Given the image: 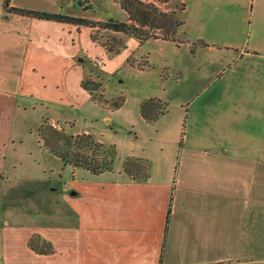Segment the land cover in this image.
<instances>
[{
  "label": "crops",
  "instance_id": "0c3cea01",
  "mask_svg": "<svg viewBox=\"0 0 264 264\" xmlns=\"http://www.w3.org/2000/svg\"><path fill=\"white\" fill-rule=\"evenodd\" d=\"M72 1L11 0L10 5L67 14L71 8L64 6ZM74 1L79 9L103 3ZM182 1L187 13V105L176 111L186 119L182 135L167 138L168 106L153 122L139 106L142 120L157 131L158 137L150 138L159 154L155 158L143 149L126 159L144 161L145 177L94 173L59 159L61 180L50 190L61 201V213L53 218L42 209L49 191L41 189L44 182L31 189L35 179L27 167L38 160L30 163L22 156L25 139L19 131L27 127L18 121L20 108L38 99L60 107L83 94L77 88L79 72L73 74V89L66 83L73 76H62L60 99L47 97L43 81L49 76V60L65 53L78 35L72 34L75 27L56 20L7 12L0 0L3 264H264V0ZM170 142L177 145L174 154L166 150L175 149ZM67 168L69 177L64 175ZM35 192L41 197L33 212ZM17 193L27 196L19 207ZM17 211L20 219L14 216ZM35 235L51 252L31 246Z\"/></svg>",
  "mask_w": 264,
  "mask_h": 264
},
{
  "label": "rangeland",
  "instance_id": "374dc122",
  "mask_svg": "<svg viewBox=\"0 0 264 264\" xmlns=\"http://www.w3.org/2000/svg\"><path fill=\"white\" fill-rule=\"evenodd\" d=\"M107 2L103 0L102 4H93V6L88 4L79 9L73 0L71 5L64 7L71 8L72 13H67L68 15L86 17L102 23L110 19L130 21L128 13L118 2L115 0H111L109 4ZM181 2L183 1L171 0L167 4H158L163 10L171 11ZM186 14L183 13L181 16L185 19ZM61 23L65 27H75V32L72 34L76 33L78 36L71 38L70 47L67 48L72 52V61L66 48L65 53H59L55 59L49 60L47 70L49 76L47 80H43L48 84L47 97L60 99L61 93L65 91L59 89L58 84H62L60 79L66 72L73 76L66 81L68 87L72 89L75 87L73 74L79 72L78 87H76L83 94L73 97V102L65 100L67 104H61L60 107L54 102L38 99L34 105H29L25 109L20 108L22 113L20 120L18 119L21 127H27L19 131L25 139L24 152L21 154L30 163L34 159L38 160L35 162L36 165L30 166L28 163L30 167H27L32 171L31 178L35 179L31 189L33 191L38 182H44L40 185L41 189L46 191L49 189V191L48 198H45L46 207L42 209L53 218L61 213L58 210L61 201L55 197V191L50 189L56 187V181L61 180L58 172L62 167V161L43 144L39 134V128L43 124H52L66 134L92 135L94 141L100 143V148L105 151L103 153L97 149V152L110 160L111 170L106 171H114L121 177L139 179L145 177L147 164L136 157L126 158L129 155L142 154L143 149H147V152L156 158L159 151L158 146L156 151L153 150L156 141L151 140L150 136L158 137V135L153 126L142 120L139 111L141 102L150 97L163 98L161 101L171 111L168 116L171 120L167 135L169 140L182 135L186 119L182 121L178 118L180 111H176L177 106L187 105V41L177 44L170 40L150 38L140 42L130 33L113 31L101 25L91 27ZM184 27L185 24L179 29L180 38L185 36ZM89 39L92 44L90 48L86 45ZM87 130L89 132H86ZM169 145L175 146V149L169 150L167 147L166 150L174 154L177 145L172 142ZM96 157L100 156L96 155ZM122 163L123 167H121ZM126 163L130 174L125 170ZM122 170L126 173L122 174ZM64 175L71 176V169L67 168ZM155 176L158 177L157 174ZM14 177L17 179V174ZM32 196L33 192L30 197ZM16 197L19 202L16 206L19 207L27 196L21 197L20 193H17ZM34 197L33 207L31 205L33 212L38 210L39 204L36 207V202L40 203L41 195L35 192ZM2 209L3 206L0 208V216ZM14 216L20 219L18 211ZM34 243L39 247H45L39 240L35 239ZM0 260L3 264V258Z\"/></svg>",
  "mask_w": 264,
  "mask_h": 264
},
{
  "label": "trees",
  "instance_id": "16d2710c",
  "mask_svg": "<svg viewBox=\"0 0 264 264\" xmlns=\"http://www.w3.org/2000/svg\"><path fill=\"white\" fill-rule=\"evenodd\" d=\"M115 1L128 13L130 21L110 19L102 23L86 17L72 16L64 13L13 7L10 5L11 0H4V8L7 12L39 19L56 20L91 27L101 25L113 31L130 33L140 42H144L150 38H161L176 42L177 44L187 41L186 36L183 38L178 36L179 29L185 24V19L181 16L186 9L184 2L179 3L171 11H165L159 4H167L171 0H155L156 2H145L143 0ZM79 4L83 3L79 1ZM179 11L182 13L180 14ZM140 108L143 117L147 121L153 122L164 112L165 104L160 99L149 98L141 102ZM39 134L43 140V144L65 164L84 167L94 173L111 170L109 166L110 160L97 152V149H99L105 153L100 148V143L94 141L92 135L87 133L66 134L52 124H43L39 128ZM96 155L100 157H96ZM127 168L128 163L125 164V170L129 173L130 171ZM35 239L40 241V236L35 235L30 240V244L34 249L39 252H51L52 248L50 246L39 247L38 244L34 243Z\"/></svg>",
  "mask_w": 264,
  "mask_h": 264
},
{
  "label": "water",
  "instance_id": "95a60500",
  "mask_svg": "<svg viewBox=\"0 0 264 264\" xmlns=\"http://www.w3.org/2000/svg\"><path fill=\"white\" fill-rule=\"evenodd\" d=\"M81 60V59H80Z\"/></svg>",
  "mask_w": 264,
  "mask_h": 264
}]
</instances>
